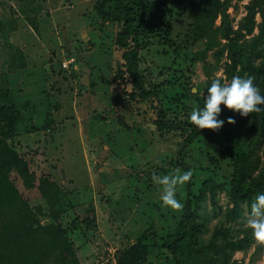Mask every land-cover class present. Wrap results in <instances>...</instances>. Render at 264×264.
Segmentation results:
<instances>
[{
    "label": "trees",
    "instance_id": "16d2710c",
    "mask_svg": "<svg viewBox=\"0 0 264 264\" xmlns=\"http://www.w3.org/2000/svg\"><path fill=\"white\" fill-rule=\"evenodd\" d=\"M229 5L228 0L93 3L96 20L116 25L113 42L119 58L110 81L119 143L126 145L127 151L146 145L142 126L128 123L121 110V106L132 104L148 111L156 135L180 137L173 163L180 174L193 173L183 185L184 194H176L181 210L162 205L160 198L147 202L157 219H143L141 214L151 212L141 210L138 216L145 227L134 240L116 248L117 264H144L154 248L169 254L170 264H230L232 253L252 242V229L246 225L234 229L233 223L241 216L243 205L250 212L255 197L264 194V105L259 113L247 117L221 105L218 119L225 123L216 131L199 130L190 122L188 112L193 97L191 74L197 61L191 46L198 41L205 51L217 44L214 55L225 57L224 76L212 81L252 77L264 95V0H247L235 26L227 11ZM184 11L189 14L187 27L181 37L173 36L170 18ZM201 69L205 72L204 63ZM208 79L205 93L212 83ZM43 115L42 121L31 123L9 89L0 88V264H80L67 235L68 226L58 220L62 191L46 161L44 136L51 118L46 111ZM228 117L236 123H227ZM106 141L111 144L113 140L106 136ZM194 148L203 152L202 158L199 165L190 167L185 158ZM134 188L131 202L136 196ZM219 192L228 203L205 236L208 226L199 209L206 199L217 207ZM36 197L47 205V222L39 218L42 206L29 203Z\"/></svg>",
    "mask_w": 264,
    "mask_h": 264
},
{
    "label": "rangeland",
    "instance_id": "374dc122",
    "mask_svg": "<svg viewBox=\"0 0 264 264\" xmlns=\"http://www.w3.org/2000/svg\"><path fill=\"white\" fill-rule=\"evenodd\" d=\"M94 1L0 0V88L9 89L23 117H29L31 123L42 121L45 111L51 118L44 136L45 157L62 191L58 220L68 226L67 235L78 262L117 264L116 248L134 240L145 227L138 216L141 210L151 212L141 214L143 219H157L147 202L160 198L162 186L154 183L152 176L177 173L179 167L173 160L180 137L173 133L156 135L149 125L148 111L131 104L121 106V110L128 123L142 126L146 145L127 151L126 145L119 143L110 81L119 58L113 42L116 25L96 20ZM228 1L227 11L235 26L247 0ZM188 21L187 11L172 16V35L181 37ZM217 21L215 18L214 23ZM217 46L206 51L200 41L191 46L194 50L201 48L202 54L191 74L189 113L203 107L205 79L224 76L225 57L214 55ZM69 57L70 61L62 65ZM106 136L113 140L111 144ZM202 153L196 148L187 152L185 159L190 167L197 166ZM133 187L136 196L131 202ZM176 194H184L183 185H177ZM29 203L42 206L41 222L50 220L42 198H30ZM227 203L223 192L218 193L219 207L212 206L208 199L202 202L199 210L208 226L205 236L219 221ZM241 213L233 223L234 229L246 225L249 212L244 205ZM89 215H93L90 220ZM170 262L169 254L154 248L144 264ZM241 263L264 264V245L253 237L245 249L235 250L230 264Z\"/></svg>",
    "mask_w": 264,
    "mask_h": 264
},
{
    "label": "clouds",
    "instance_id": "9594fccd",
    "mask_svg": "<svg viewBox=\"0 0 264 264\" xmlns=\"http://www.w3.org/2000/svg\"><path fill=\"white\" fill-rule=\"evenodd\" d=\"M224 105L229 110L238 112L247 117L250 113H259L264 105V95L253 83V78L242 79L234 76L230 82H221L220 78L214 79L211 86L207 88V95L203 94V107L193 109L190 113V122L199 130L220 129L225 121L218 119ZM227 123L235 124L232 117L227 118ZM250 123V122H249ZM192 171L183 174L158 176L153 174L154 183L162 186L160 199L164 206L171 207L175 211L182 209L183 205L176 199L177 185H184L192 178ZM246 226L252 229L254 239L264 245V194L255 197L251 205V211L247 213Z\"/></svg>",
    "mask_w": 264,
    "mask_h": 264
},
{
    "label": "water",
    "instance_id": "95a60500",
    "mask_svg": "<svg viewBox=\"0 0 264 264\" xmlns=\"http://www.w3.org/2000/svg\"><path fill=\"white\" fill-rule=\"evenodd\" d=\"M194 53H195L196 58H197V59H200V58H201V54H202V49H201V48L196 49V50L194 51ZM192 88H193V87H192Z\"/></svg>",
    "mask_w": 264,
    "mask_h": 264
},
{
    "label": "built area",
    "instance_id": "2783aa9c",
    "mask_svg": "<svg viewBox=\"0 0 264 264\" xmlns=\"http://www.w3.org/2000/svg\"><path fill=\"white\" fill-rule=\"evenodd\" d=\"M70 57L62 62V65H66L68 61H70Z\"/></svg>",
    "mask_w": 264,
    "mask_h": 264
}]
</instances>
